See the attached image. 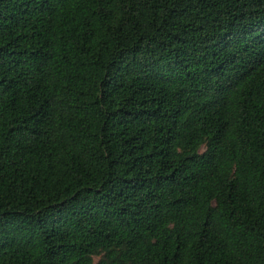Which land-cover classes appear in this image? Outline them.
Listing matches in <instances>:
<instances>
[{"label": "trees", "instance_id": "obj_1", "mask_svg": "<svg viewBox=\"0 0 264 264\" xmlns=\"http://www.w3.org/2000/svg\"><path fill=\"white\" fill-rule=\"evenodd\" d=\"M0 264H264V0H0Z\"/></svg>", "mask_w": 264, "mask_h": 264}]
</instances>
